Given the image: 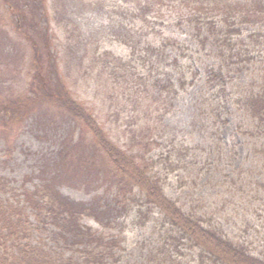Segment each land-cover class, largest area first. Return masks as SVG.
Listing matches in <instances>:
<instances>
[{"label": "rangeland", "instance_id": "1", "mask_svg": "<svg viewBox=\"0 0 264 264\" xmlns=\"http://www.w3.org/2000/svg\"><path fill=\"white\" fill-rule=\"evenodd\" d=\"M168 11H163L164 22L151 26L156 35L174 34L183 46L166 47L160 54L161 66L154 67L155 62L143 64V45L132 50L110 42L107 16L90 6V0H0V60L4 62L0 78L7 88L11 87L6 91L8 95L3 89L0 105H7L8 96H19L27 88L37 75L34 62L43 73L55 71L49 75L51 84H56V76L63 77L73 97L94 111L120 147L132 146L131 138L138 136L139 147L155 164L152 172L159 174L171 199L187 213L217 223L224 235L245 241L253 255L264 258V132L256 128L244 105L248 95L264 87V23L243 27L233 40L240 55L229 58L228 51L222 56L212 47V40L203 46L194 25L169 21ZM45 33L51 39L49 48L43 39ZM28 38L38 44L41 62L35 59ZM93 40L90 56L98 43L105 41L116 55L144 71V77L156 85L150 95L156 101L153 113L140 119H146L149 130L141 131L140 120L136 122L148 107L142 102L141 111H134L137 105L125 93L132 90L114 88L109 74L88 76L85 67L79 65L84 43ZM13 54L19 59L17 65L8 61ZM3 58L8 59V67ZM174 59L182 69L186 68L189 79L194 72L197 75L178 95L169 93V87L158 94L159 85H168L169 77L179 88V71H172ZM207 67L222 70L224 90L219 95L207 83ZM216 106H220L219 111H215ZM5 113L0 131L7 132L8 138L0 137V200L24 205L22 191L40 185L44 163L52 161L61 138L74 121L54 108L42 107V116L40 110L37 115L23 109L15 115L12 111ZM77 134L78 129L74 135ZM8 147L10 155L6 153ZM92 183H64L59 190L86 203L96 196L103 202L113 199L115 190L107 191L106 184ZM126 204V210L111 226H102L90 218L84 220L107 240L119 241L113 255H106L101 264H199L200 250L181 238L140 194ZM27 212L32 222L29 240L33 244L42 245L54 255L84 258L82 247L64 245L49 222L37 221L30 210Z\"/></svg>", "mask_w": 264, "mask_h": 264}, {"label": "trees", "instance_id": "2", "mask_svg": "<svg viewBox=\"0 0 264 264\" xmlns=\"http://www.w3.org/2000/svg\"><path fill=\"white\" fill-rule=\"evenodd\" d=\"M90 6L106 14L110 42H117L132 50L143 45V64L152 65L155 62L154 67L161 66L160 54L166 47L183 46L174 34L156 35L151 26L158 21L164 22L163 11L166 8L169 10V21H186L194 25L196 37L201 39L203 46L212 40V47L222 56H226L228 51L229 58L240 55L239 49L233 46V40L242 33L243 27L264 23V0H90ZM43 39L49 48L51 39L47 33ZM28 40L35 59L41 62L38 44L33 38ZM94 43V40L85 42L83 55L78 58L79 65L85 67V74L99 77L109 74L114 88L132 90L122 92L132 96L133 105H137L134 111H141L143 104L148 107L136 122L152 115V105L156 101L150 95L155 92L156 85L144 77V71H138L123 57L116 55L105 41L97 42L90 56L89 48ZM7 56L9 59L10 55ZM8 61L16 65L20 63L14 54ZM8 61L5 63L7 67ZM2 63L0 60V66ZM173 66L172 71H179V88L169 77L168 85H159L158 94L163 92L162 88L169 87V93L178 95L193 83L197 73L194 72L189 79L186 68L182 69L178 60L174 59ZM34 68L37 75L22 94L8 96L7 105H0V125L4 122V115L8 114L4 112L18 114L23 109L37 115L45 107L54 108V111L73 120L74 126L61 138L52 161L44 163L40 185L34 190L25 188L22 191L24 205L0 200V264H101L106 255H113L119 241L107 240L103 233L94 230L84 220L90 218L102 226H111L118 214L126 210V201L137 194L146 204L158 209L181 238L200 250L199 264H264V258L253 255L245 241H235L224 235L217 223L187 213L165 193L159 174L152 172L155 164L147 157V152L139 147L141 141L137 135L131 138V143L135 145L120 147L100 124L94 111L73 97L63 77L56 76V84H51L49 75L55 71L43 73L42 67L35 62ZM205 72L210 88L216 95L222 93L224 75L221 68L207 67ZM7 86L0 78V94L5 88L7 94L6 91L11 89ZM244 105L253 117L256 128L264 132V87L248 95ZM219 108L216 106L215 111H219ZM139 122L142 124L139 126L141 131L149 130L146 119ZM41 123L44 125L43 120ZM76 129L77 136L74 135ZM0 137L8 138V133L0 131ZM6 150L10 155L11 148ZM98 182L106 184L107 191L115 190L110 202H103L102 197L97 196L89 203L75 201L59 190L64 183L87 186L88 183ZM28 210L37 221L49 222L64 245L82 247L84 258L78 260L73 256L54 255L42 245L33 244L29 240L32 222Z\"/></svg>", "mask_w": 264, "mask_h": 264}]
</instances>
